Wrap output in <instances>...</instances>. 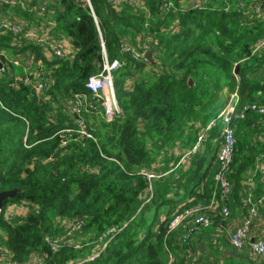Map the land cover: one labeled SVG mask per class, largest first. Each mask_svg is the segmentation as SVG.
Returning a JSON list of instances; mask_svg holds the SVG:
<instances>
[{
    "label": "trees",
    "instance_id": "trees-1",
    "mask_svg": "<svg viewBox=\"0 0 264 264\" xmlns=\"http://www.w3.org/2000/svg\"><path fill=\"white\" fill-rule=\"evenodd\" d=\"M42 1L43 15L0 1V19H18L23 30L41 20L54 25L38 41L0 26V191L18 189L4 199L12 213L0 212V252L24 260L38 251L46 264H185L191 245L213 264H264L263 255L239 251L222 235L250 215V195L257 215L249 242L264 240V224L255 227L264 223V16L252 5L259 0H204L200 7L165 0L164 13L162 0H142L145 7ZM67 41L70 58L56 52ZM144 44L154 60L135 55L133 47ZM106 54L120 60L113 81L121 111L110 121L82 115L89 137L69 101L90 92L86 81L103 69ZM37 71L51 77L49 89L33 88ZM235 90L230 191L223 195L220 112ZM239 210V224L228 227ZM199 214L210 223L196 224ZM70 225L82 231L68 234ZM112 226L113 237L89 260Z\"/></svg>",
    "mask_w": 264,
    "mask_h": 264
},
{
    "label": "built area",
    "instance_id": "built-area-1",
    "mask_svg": "<svg viewBox=\"0 0 264 264\" xmlns=\"http://www.w3.org/2000/svg\"><path fill=\"white\" fill-rule=\"evenodd\" d=\"M0 1L3 2L1 5L8 4L11 7H17L22 10H26V9L33 10L32 11L33 15H43V11L45 9V2L42 0H0ZM45 1L48 2L49 0H45ZM114 1H119V0H114ZM129 1L135 7H142V6L145 7L142 0H129ZM162 1H163V6H161V13H164L167 9L170 8V6L169 4L164 2L165 0ZM179 1L183 6L187 5L186 0H179ZM203 1L204 0H196V2L193 3V6L200 7L203 4ZM252 5L256 13H259L262 16H264V0L262 1L259 0L258 2L253 3ZM146 9L149 11L148 7ZM0 22H1L0 26L12 29L15 33L23 31V34H25L27 38L33 39L34 41L43 39L44 36L48 34L49 30L54 26L49 22L41 20L40 25H29V27L26 30H23V26L17 25V22L12 21L10 19L3 18L0 19ZM262 44H264V39L262 40ZM133 50L136 56L145 57V52L150 49L148 44H144L143 50L139 51L136 50L134 47ZM56 52L59 56H65V58H70L73 55V44L70 41H67L66 43H63L61 47L57 49ZM119 65H120V60L118 58H114L112 61H110L106 54L103 69L98 74L90 76L86 81L85 84L86 88L90 92L77 93L74 96V98H71V101H69V103H71V105L69 106L71 111L77 112L81 115L79 119V125H80L79 131L85 136L93 137V135L86 127V122L82 115L86 113L93 114L94 116L99 115V116H103L107 121H110L114 119L121 111V108L117 101L116 92L114 90L115 85L113 81V70L117 68ZM38 75L41 76V79L36 80V77ZM30 80L31 79H29L28 81ZM31 85L37 91H45L49 89L51 85V77L48 76L46 78H43L41 75V71H37L35 73V77L31 80ZM230 96H231L230 101L224 105V107L220 112V115H222L224 125L221 131V136L223 140L219 151V158L223 163V167L216 174V179L220 183V187L223 192V195H226L230 191V182L226 178V171L233 157L234 135H233V130L230 126V121H231V115L235 110V103L238 99L237 90L233 91ZM262 110L264 111V107L262 108ZM201 139H202V135H199L198 140L200 141ZM196 149H197V145L194 146L193 150ZM145 173L149 178L152 176V174L149 172H145ZM151 189L152 187L149 186L150 191ZM246 200L249 203H252V205L250 206V215L246 217L243 221H241V223L235 228V230L231 232L230 245H232V247H234L239 251L244 249V247L246 248L249 247L257 254L264 256V240L258 239L254 243L249 242V238L251 236L250 231L254 223V219L257 215V206L254 202V199L252 200V197L250 195L247 197ZM213 204H214V200L210 203V206H212ZM198 209L199 207L197 206L186 209L184 213H182L181 215L177 216L174 219L172 224L175 225L179 223L183 218L190 215L191 213L198 212L199 211ZM222 211L225 214H227L228 213L227 206H223ZM0 212L2 213L5 212L3 207L0 208ZM195 223L196 224L203 223L204 225H208L210 223V218L206 215L199 214L195 218ZM75 226L76 225H70V227L68 226L67 233L71 234ZM194 228L195 227H193V229ZM116 230L117 228L112 226L105 233H103L102 236L99 237V240H103V243L99 244L97 250L89 255L88 257L89 260H93L96 257H98L100 252L106 247L108 241L113 237L114 232ZM247 239H248V243H247ZM57 240L58 239H54L52 241L54 243L53 245L54 249L58 245L56 243ZM37 253L38 251L31 253L28 259H26V263H32L36 261V259L41 257V254L38 255ZM202 253H203L202 250L195 249L193 248V246L190 245V247L186 250L185 264H213L210 261L203 260L204 258ZM14 255H15L14 251L8 248L3 249L0 252V258H1L0 264H19L20 260L15 258ZM171 259H173L172 255H171ZM79 263L75 262L70 264H79Z\"/></svg>",
    "mask_w": 264,
    "mask_h": 264
},
{
    "label": "rangeland",
    "instance_id": "rangeland-1",
    "mask_svg": "<svg viewBox=\"0 0 264 264\" xmlns=\"http://www.w3.org/2000/svg\"><path fill=\"white\" fill-rule=\"evenodd\" d=\"M15 11H17V12H19L18 11V9H15ZM14 21H19L18 19H15ZM21 58H23V57H21ZM33 60H35L34 58H30L29 60H27V62H29V63H31V62H33ZM36 62H37V60H35ZM0 74H1V71H0ZM37 79H41V76L40 75H38L37 77H36V80ZM115 90V92H116V89H114ZM90 98V97H89ZM97 116H99V115H97ZM99 119H100V117H99ZM222 128H223V126H222ZM28 130V129H27ZM26 137V135H24V138ZM149 186H151V185H149ZM152 191V190H151ZM147 194H149V193H147V191H146V195ZM10 202V201H9ZM145 202V201H144ZM4 207H8V206H6V205H4ZM140 208H141V206L137 209V212L140 210ZM10 213H12V208H10L9 207V209H6V211H5V214L7 215V216H9L10 215ZM241 213V210H239V212L237 213V217H234V219L232 220V222L229 224V226L228 227H230V228H233L234 226H236L237 224H239V222H240V218H238V216H239V214ZM136 214V213H135ZM135 214H134V216H135ZM133 216V217H134ZM133 217L132 218H130L129 220H127V221H124V223L122 224V226L121 227H124L125 225H127V223H131V221H133ZM68 222L69 223H73V221H71V220H68ZM262 221H259V222H257V223H255V227L257 226V225H259V224H261L262 225ZM261 225L258 227V228H260L261 227ZM115 227V226H114ZM75 228L78 230V232H80V231H82L81 230V228L79 227V226H75ZM117 228V227H116ZM262 229H263V227H261ZM144 236V235H143ZM80 243H81V241H79ZM80 243H78V242H76V246L77 247H79V246H81V244Z\"/></svg>",
    "mask_w": 264,
    "mask_h": 264
},
{
    "label": "water",
    "instance_id": "water-1",
    "mask_svg": "<svg viewBox=\"0 0 264 264\" xmlns=\"http://www.w3.org/2000/svg\"><path fill=\"white\" fill-rule=\"evenodd\" d=\"M145 57L149 60H154L155 58L153 57V54L150 50H147L145 52ZM3 67V62L0 60V68ZM238 69V66L236 67ZM193 82V79L190 77L189 78V83L191 84ZM18 191L17 188L9 189V190H3L0 191V208L3 207L4 204V199L6 197H13L15 193ZM147 193H149V190H147ZM253 240V238H252Z\"/></svg>",
    "mask_w": 264,
    "mask_h": 264
},
{
    "label": "crops",
    "instance_id": "crops-1",
    "mask_svg": "<svg viewBox=\"0 0 264 264\" xmlns=\"http://www.w3.org/2000/svg\"><path fill=\"white\" fill-rule=\"evenodd\" d=\"M16 9V8H15ZM34 59L35 60H39V58L36 56V57H34ZM259 221H262L263 222V219H259L258 220V222ZM257 223V222H256ZM262 224H264V223H262ZM261 224H259V225H257L256 226V228H258L259 226H260ZM230 231L228 230L227 232H225V230L222 232V235H224L226 238H228L229 236L227 235V234H229L230 235ZM228 244V243H227ZM230 244V243H229ZM229 247V246H228ZM212 254H213V257H215V255H216V251H213L212 252ZM230 254V252H226V255H229ZM39 258H43V257H39ZM19 264H46V263H42L41 261H39V260H36V261H34V262H32V263H26V259H24V260H20V263Z\"/></svg>",
    "mask_w": 264,
    "mask_h": 264
},
{
    "label": "clouds",
    "instance_id": "clouds-1",
    "mask_svg": "<svg viewBox=\"0 0 264 264\" xmlns=\"http://www.w3.org/2000/svg\"><path fill=\"white\" fill-rule=\"evenodd\" d=\"M3 64H4V62H3ZM149 190V189H148ZM149 192H151L150 190H149Z\"/></svg>",
    "mask_w": 264,
    "mask_h": 264
}]
</instances>
